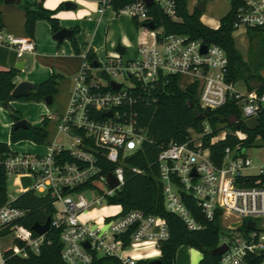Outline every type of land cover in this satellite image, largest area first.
<instances>
[{"label": "built area", "instance_id": "obj_1", "mask_svg": "<svg viewBox=\"0 0 264 264\" xmlns=\"http://www.w3.org/2000/svg\"><path fill=\"white\" fill-rule=\"evenodd\" d=\"M151 2L148 6L144 0H98L99 14L109 10L115 16H127L141 37L131 58L124 59L125 52L120 55L114 50L104 61L95 57L91 62L86 58L89 49L80 53L82 62L73 79L68 108L56 120L57 134L70 143L52 142L44 155H0L11 185L52 200L55 213L50 229L59 231L60 257L65 264H91L94 257L110 258L118 264L159 259L160 245L169 237L163 219L140 210L123 213L120 205H115L119 207L116 215L89 218L87 214L103 201L114 205L108 200L123 187L126 168L142 173L139 168L127 167L128 159L141 152L144 143H151L139 125L138 108L156 102L162 84L177 78L182 89L196 85L198 105L205 112L233 103L242 121L264 113V82L246 87L243 81L229 80L228 60L221 47L186 35L165 34L162 27H155L150 8L155 6L164 17L177 22L176 0ZM197 2L190 1V9L187 2L189 13ZM229 2L230 8L234 5V30H255L264 38V0ZM148 23H153V29ZM0 41L12 48L17 58L35 49L27 36L1 35ZM112 83L119 89L112 88ZM238 84L243 90L237 89ZM212 132L204 122L201 132L189 128L184 142L171 140L160 148L153 165L164 211L190 232L203 230L210 222L237 232L229 233V240L218 235L217 247L226 246L218 264H264V165L255 164L246 155L250 148L240 143L226 147L220 165H215L209 147L202 143ZM226 135L227 130L220 129L209 143L223 141ZM235 136L240 142L246 139L241 132ZM108 175L117 183L113 188ZM22 177L30 180L26 189L21 188ZM9 198L12 200V195ZM191 201L195 213L190 210ZM26 214L9 203L0 207V242L10 237V250L21 258L28 252L38 254L44 241V235L34 236L19 225Z\"/></svg>", "mask_w": 264, "mask_h": 264}, {"label": "trees", "instance_id": "obj_2", "mask_svg": "<svg viewBox=\"0 0 264 264\" xmlns=\"http://www.w3.org/2000/svg\"><path fill=\"white\" fill-rule=\"evenodd\" d=\"M176 3L180 17L177 22L164 17L155 6L150 8L156 28L162 27L165 34L186 35L191 39H202L204 43L218 45L225 51L228 60L227 75L229 80L236 81L242 78L241 80L247 85L258 82L256 75L242 61V56L234 45L232 38L234 5L219 20V26L212 29L200 21L201 13L199 11L188 12L186 8L187 0H176ZM0 4H2V0H0ZM18 7L25 15L24 30L28 38L33 40L34 24L39 19L49 22L53 34L59 30L57 19L53 18V15L63 8L62 5H59L55 10H48L43 7V0H36L33 4L21 0ZM73 30L74 33L77 32V29ZM247 31L257 34L255 30L249 29ZM71 43L75 53L78 54L79 51L74 36ZM86 58L94 62V52L88 50ZM14 76V69L0 72V103L6 102L8 104L12 125L22 119L9 105L11 101L15 100L11 96L14 89L12 84ZM59 81L60 76L52 74L46 81L34 85V89L27 97L19 98V100L42 102L45 97L53 98ZM155 95L157 97L156 102L140 105L138 108L139 125L146 130L151 143H144L143 150L128 159L127 163V167L139 168L142 173L136 174L130 168H126L123 187L114 197L108 200V203L120 205L123 213L140 210L147 215H154L159 219H163L167 223L169 237L160 245L161 255L159 259L162 264H175L176 252L183 245L189 246L202 254L199 264H218V256L209 255V252L215 249L218 244L217 223H205L203 230L190 232L175 216L166 213L163 208L160 184L156 177V167L153 163L162 146L171 140L179 143L184 142L188 136L187 129L192 128L196 132H201L202 124L206 122L213 132L205 136L202 143L203 146L209 147L212 162L219 166L226 147H233L238 143L245 148L256 147L258 143L264 144V113L255 118L254 126L249 127L245 121L240 120L239 112L233 103H226L212 112H205L198 105L197 86L192 85L182 89L177 78L170 79L166 84H162ZM232 119L237 122H232ZM47 123L48 119L43 118L38 127L28 124L27 129L14 130L11 126V143L30 141L36 145H44L48 136ZM218 125H222L220 129L227 130L226 138L223 141L210 144L209 138L220 130L217 128ZM235 132L245 134L246 139L240 142L236 138ZM8 152H10L8 147L5 144H0V155H6ZM7 187L6 173L4 167L0 165V207L9 203L13 207L25 210L27 212L26 216L18 222L22 228L31 230L34 223L43 224L47 218L53 217L55 208L49 196H37L32 191H26L16 195L11 200ZM80 189L82 188L78 190ZM189 206L192 213H195L196 208H194L192 201ZM33 235L36 236L34 232ZM60 251L59 231L51 228L44 235V241L39 247L38 254L28 252L26 258H21L13 254L11 250H6L1 257L3 264H65L60 257ZM106 262L118 264L110 258L95 257L91 264H105ZM137 264H148V261H138Z\"/></svg>", "mask_w": 264, "mask_h": 264}, {"label": "crops", "instance_id": "obj_3", "mask_svg": "<svg viewBox=\"0 0 264 264\" xmlns=\"http://www.w3.org/2000/svg\"><path fill=\"white\" fill-rule=\"evenodd\" d=\"M24 1L29 4H33L36 0ZM65 2H72L75 4L76 8L74 10H66L63 6ZM59 5H62L63 8L57 11L53 15V18L57 19L59 29H77V32L74 33V38L79 51L78 54L75 53L70 40H65L61 44L53 40L51 26L48 21L43 19L36 20L34 24L33 42L35 49L33 53H26L22 58H17L16 52L9 46L1 44L0 41V72L8 71L10 69L15 70V76L12 79V84L14 87L21 82H28L33 85L40 84L49 79L52 74H57L60 76V81L56 87V93L52 98V104H54L58 109H61L60 113H58L56 117L50 114L47 104L43 101L35 102L15 99L9 103V105L22 117V119L34 127L40 126L43 118L48 119L47 125L51 120L56 122L57 118L66 112L69 104L73 79L78 73L82 62V56L80 53L83 50L89 49L95 54V49L92 47L91 43L94 44V42H96V38L99 33L101 35L104 34L103 36L106 38L110 30L109 26H106L107 23L117 26L118 31L121 33V40H118V42L125 47V50L131 46L128 32H131L133 26H125V22L123 20H128L133 24L134 22L131 21L127 16H115L111 11L106 10L102 14L98 15L96 19H93V15L99 14L97 12L98 0H83L82 3L77 2V0H60L59 3L57 0H43V7L48 10H55ZM0 12V36L26 37L24 30L25 15L18 5H4L2 3L0 4ZM134 27H136V25ZM239 29L246 32V30L243 28ZM86 30H89V32L92 33L90 43L85 42L82 38V33ZM140 37L141 31L136 38V46L140 40ZM111 46L115 50L116 45L112 43ZM114 50L109 53L114 52ZM16 66H19L20 69H17ZM69 76H71V80L69 79ZM66 78H68V80H66ZM256 83L258 82H252L249 85L245 83V85L246 87H250ZM11 126L12 121L10 118L9 109H6L0 105V144H5L12 153H16L24 149L29 150L31 146L33 147V143L30 141L25 142L28 146L22 145L20 142L11 143ZM57 136L58 134L56 132L53 141L50 143H57ZM46 140H48V136ZM15 190L16 192H13V190H8L10 192L9 195H11V193L13 194L12 199H14L16 195L22 193V191L17 188ZM3 239L4 238H2L1 241ZM10 248L9 241L6 248H3L1 243L0 264H3L1 257L2 253L6 250H10ZM105 264H113V262H106Z\"/></svg>", "mask_w": 264, "mask_h": 264}, {"label": "rangeland", "instance_id": "obj_4", "mask_svg": "<svg viewBox=\"0 0 264 264\" xmlns=\"http://www.w3.org/2000/svg\"><path fill=\"white\" fill-rule=\"evenodd\" d=\"M190 1L189 2V9H190ZM230 8V2L229 0H208L206 4V8L204 12L201 13L200 20L201 22L210 27V28H216L218 27L219 20L226 15V13L229 11ZM100 14L93 15L92 18L96 19ZM123 20V19H121ZM125 22V26H133V29L131 32L129 31L128 37L131 42V46L127 48V50L124 53V59L131 58L135 54L136 49V38L140 33V30H138L135 25L128 20H123ZM106 26H109V33L107 34L106 38L103 36L104 34H98L96 38V42L94 44L91 43L92 47L95 49V57L99 61H104L105 56L113 51L111 44L114 43L117 44L118 40H121V33L118 31V28L116 25L107 23ZM245 31L241 29L234 30L232 33V38L234 40L236 49L242 56V61L247 64L249 70L253 72L256 75V80H258V83L264 82V38L261 34L253 33L252 31ZM91 32L89 30H86L82 33V38L85 42L90 43L91 41ZM86 45V44H84ZM131 47V48H130ZM80 61V60H79ZM81 62V61H80ZM69 79L71 80V76H69ZM240 79L239 82L243 81ZM68 80V78H66ZM237 89L243 90V86L241 84H238ZM50 110V114L52 116H57L58 113H60L61 109H58L54 104L48 106ZM255 118L247 119L245 120V123L247 126L252 127L255 125ZM221 126H217V128H221ZM46 131L48 134V140L45 141L44 145H36L33 143V147L31 146L29 150L24 149L19 152H16L18 154L24 152L27 154H35V155H44L46 153V146L47 144H50L51 141H53L54 136L56 135L57 129H56V122L50 121L49 124L46 126ZM57 143L68 145L70 143V140L66 138L64 135H58L56 139ZM22 143V145H26L27 141H19ZM28 146V145H26ZM30 146V145H29ZM243 153H245V150H243ZM246 155L253 160L255 164H262L264 165V144L258 143L256 147H251L246 151ZM11 180L8 182V185H10ZM11 195H13L11 193ZM86 199L90 200V195H85ZM119 211L118 206H111L106 205V203L103 201L102 206L93 207L88 210V216L89 218H95L98 216H106V215H116ZM85 215L81 216L83 219ZM218 226V235L221 238H225L229 240L231 238V235L233 233L237 234V232H229L224 227L221 226V224H217ZM243 230V229H240ZM229 233H232L231 235ZM10 240V237L4 238L1 243L2 247L6 248L8 245V241ZM202 254L193 249L189 246H181L175 255V264H199L201 260ZM114 264V263H113Z\"/></svg>", "mask_w": 264, "mask_h": 264}, {"label": "water", "instance_id": "obj_5", "mask_svg": "<svg viewBox=\"0 0 264 264\" xmlns=\"http://www.w3.org/2000/svg\"><path fill=\"white\" fill-rule=\"evenodd\" d=\"M148 6L151 5V0H144ZM2 3L4 5H20L21 0H2ZM206 0H198L197 4L195 5V9L199 12H204L205 8H206ZM63 6L65 7L66 10H74L76 8L75 4H73L72 2H65L63 4ZM147 27L149 29H153V23H148ZM74 36V30L73 29H69V28H60L56 33H54L52 35V39L55 40L57 43H62L65 40H70L72 39V37ZM162 38V36L160 37ZM115 51L122 55L125 52V47L122 46L119 42L116 44L115 46ZM202 52L205 51V48L202 47L201 49ZM17 69H20L19 66H16ZM100 74H98L99 76ZM112 88H114L115 90L119 89V85L112 83L111 84ZM34 89V85L30 84L28 82H21L19 84H17L14 89L11 92V96L14 99H19V98H23V97H27L29 95V93ZM43 102L46 103L47 105H51L52 104V98L51 97H45L43 99ZM0 105L6 109L9 108L8 104L6 102H1ZM107 115H110V113H108ZM232 122H235V119H232ZM12 127L14 128V130H18V129H27L28 127V123L24 120L21 119L17 122H15ZM107 179L110 183V187L113 188L117 185V183L113 180V177L111 175L107 176ZM29 178L28 177H22L20 179V184H21V188L22 189H26L28 184H29ZM8 190H15L16 186H12L9 185L7 187ZM250 228H253V224H249ZM50 229V218H47L45 220V222L43 224L40 223H34L31 226V231H33L36 235L38 236H43L45 235ZM85 247H88L87 243H84ZM226 251V246H220L217 247L215 249H213L212 251L209 252L210 256H220L222 255L224 252ZM148 264H162L160 259H153L148 261Z\"/></svg>", "mask_w": 264, "mask_h": 264}, {"label": "clouds", "instance_id": "obj_6", "mask_svg": "<svg viewBox=\"0 0 264 264\" xmlns=\"http://www.w3.org/2000/svg\"><path fill=\"white\" fill-rule=\"evenodd\" d=\"M57 2L59 3L60 2V0H57ZM77 2H83V0H77ZM68 15H71V14H68Z\"/></svg>", "mask_w": 264, "mask_h": 264}]
</instances>
